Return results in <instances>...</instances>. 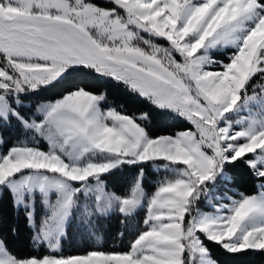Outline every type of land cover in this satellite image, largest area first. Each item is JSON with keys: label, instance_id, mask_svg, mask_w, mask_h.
<instances>
[{"label": "snow or ice", "instance_id": "6c2138e0", "mask_svg": "<svg viewBox=\"0 0 264 264\" xmlns=\"http://www.w3.org/2000/svg\"><path fill=\"white\" fill-rule=\"evenodd\" d=\"M4 201L0 264H264V0H0Z\"/></svg>", "mask_w": 264, "mask_h": 264}, {"label": "trees", "instance_id": "16d2710c", "mask_svg": "<svg viewBox=\"0 0 264 264\" xmlns=\"http://www.w3.org/2000/svg\"><path fill=\"white\" fill-rule=\"evenodd\" d=\"M110 98L116 100L118 103H121L125 106L127 111L129 113L139 110L142 105L133 99L132 97L128 96L125 92H123L120 89H110ZM55 92H50L47 95L53 96L55 95ZM184 125L181 122L174 121V122H167L165 124L161 125H155L153 127V134H165L170 131H175L180 128H182ZM147 174V183L150 185L152 180L154 179V176L156 175L151 168L146 169ZM233 175L235 177L233 182V190L244 192L247 194H251L255 190V185L253 180L250 178V176L247 174L246 170L241 166L240 168H237L233 170ZM127 175L114 177L111 181V184L117 189L120 190L125 183L127 182ZM0 210H2L10 220L15 219L11 209L7 205V202L4 201L0 203ZM142 214L140 217H137V220L141 219ZM18 224L19 231L17 235L11 239V246L20 252L27 251L28 248V230L23 222V218L20 217L19 220L16 221ZM113 224L115 222L113 221ZM115 231V228L111 229L106 235H104L99 243L96 246H99L101 248H104L106 250L116 248V249H122L123 246H125L128 242V239L131 238V235H128L123 242L120 240H114L112 233ZM88 244H93V241H88ZM87 245L85 244L84 240H82L80 237H76L73 240H70L66 246H65V252L66 253H77L83 250L84 247ZM212 253L214 256H218V250L213 248ZM221 260H223V257H219Z\"/></svg>", "mask_w": 264, "mask_h": 264}, {"label": "rangeland", "instance_id": "374dc122", "mask_svg": "<svg viewBox=\"0 0 264 264\" xmlns=\"http://www.w3.org/2000/svg\"><path fill=\"white\" fill-rule=\"evenodd\" d=\"M217 59H224L225 57H223V56H217L216 57ZM179 130V129H178ZM152 170V169H151ZM153 171V170H152ZM154 172V171H153ZM230 195H231V193H229Z\"/></svg>", "mask_w": 264, "mask_h": 264}]
</instances>
